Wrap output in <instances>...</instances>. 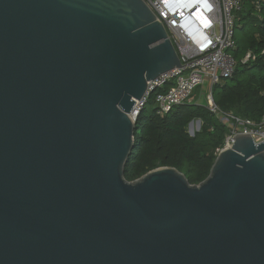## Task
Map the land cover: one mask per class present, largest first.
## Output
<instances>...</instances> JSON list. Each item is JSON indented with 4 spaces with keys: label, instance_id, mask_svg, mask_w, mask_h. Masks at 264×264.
I'll use <instances>...</instances> for the list:
<instances>
[{
    "label": "water",
    "instance_id": "water-1",
    "mask_svg": "<svg viewBox=\"0 0 264 264\" xmlns=\"http://www.w3.org/2000/svg\"><path fill=\"white\" fill-rule=\"evenodd\" d=\"M179 67L144 0H0V264H264V142L199 184L125 176L136 100Z\"/></svg>",
    "mask_w": 264,
    "mask_h": 264
},
{
    "label": "trees",
    "instance_id": "trees-1",
    "mask_svg": "<svg viewBox=\"0 0 264 264\" xmlns=\"http://www.w3.org/2000/svg\"><path fill=\"white\" fill-rule=\"evenodd\" d=\"M255 0H248L244 10L236 15V30L253 26L256 30L248 38L247 53L256 60L236 65L234 75L222 80L213 88L216 103L226 112L242 118L260 121L264 116V1L258 8ZM237 47L240 51L236 35ZM233 56L236 61L237 58ZM141 113L135 132V147L125 169L129 181L136 180L149 171L163 166L175 167L193 184L205 180L216 160V149L222 147L230 133L229 124L213 114L202 104L177 106L165 115L156 107L148 114L149 105ZM200 119L201 131L191 136L187 127Z\"/></svg>",
    "mask_w": 264,
    "mask_h": 264
},
{
    "label": "built area",
    "instance_id": "built-area-1",
    "mask_svg": "<svg viewBox=\"0 0 264 264\" xmlns=\"http://www.w3.org/2000/svg\"><path fill=\"white\" fill-rule=\"evenodd\" d=\"M164 23L182 62L175 68L149 81L148 89L136 100L130 116L135 123L152 99L159 115H165L181 105L199 104L195 94L204 96L205 105L231 130L222 147H231L237 134H251L254 140L264 142V116L260 121L242 118L226 112L216 103L213 88L234 75L237 61L232 51L236 44V15L244 10L248 0H144ZM264 0L253 3L260 7ZM256 60L247 53L244 62ZM209 80L210 91L203 92ZM200 90V92H199ZM198 91V92H197Z\"/></svg>",
    "mask_w": 264,
    "mask_h": 264
},
{
    "label": "rangeland",
    "instance_id": "rangeland-1",
    "mask_svg": "<svg viewBox=\"0 0 264 264\" xmlns=\"http://www.w3.org/2000/svg\"><path fill=\"white\" fill-rule=\"evenodd\" d=\"M255 30L256 29L253 26H247L245 28H242V27L237 28L236 35H237L238 46H239L240 51L234 50L233 53L237 58L238 64L241 63V61L243 60L244 54L247 51L248 38L251 34H253L255 32ZM202 89H203V92H205L206 94H208V92L210 91L209 80L207 78H206L205 86ZM199 92H200V90H199ZM195 99L197 101H199L200 104H202L204 106L207 104L205 97L204 96L199 97L198 93L195 94ZM154 108H155L154 103L150 104L148 111H147L148 114H151V112L153 111ZM199 120L200 119L197 118V119H194L193 121H191L189 123L187 130L191 136H194L199 131H201L202 123L199 125Z\"/></svg>",
    "mask_w": 264,
    "mask_h": 264
}]
</instances>
